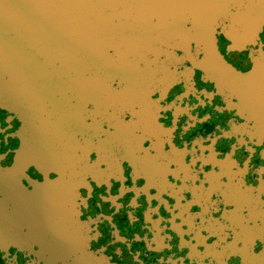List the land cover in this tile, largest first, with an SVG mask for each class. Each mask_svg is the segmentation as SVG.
I'll return each mask as SVG.
<instances>
[{"label": "flooded vegetation", "instance_id": "obj_1", "mask_svg": "<svg viewBox=\"0 0 264 264\" xmlns=\"http://www.w3.org/2000/svg\"><path fill=\"white\" fill-rule=\"evenodd\" d=\"M216 45L237 74L228 89L185 62L170 86L104 87L73 129L79 220L106 264H264V135L252 110L257 97L264 106V76L246 79L251 52ZM253 49L264 51V24ZM17 127L0 109L1 167ZM42 249L0 246V264H60Z\"/></svg>", "mask_w": 264, "mask_h": 264}, {"label": "water", "instance_id": "obj_2", "mask_svg": "<svg viewBox=\"0 0 264 264\" xmlns=\"http://www.w3.org/2000/svg\"><path fill=\"white\" fill-rule=\"evenodd\" d=\"M263 24L264 0H0V109L18 122L12 163L0 166V246L35 241L60 264H106L90 252L76 204L82 155L74 163L70 144L84 112L113 84L170 86L185 62L228 89L237 74L217 36L226 52H251L246 79L260 80Z\"/></svg>", "mask_w": 264, "mask_h": 264}, {"label": "bare ground", "instance_id": "obj_3", "mask_svg": "<svg viewBox=\"0 0 264 264\" xmlns=\"http://www.w3.org/2000/svg\"><path fill=\"white\" fill-rule=\"evenodd\" d=\"M135 82H125L126 88H130Z\"/></svg>", "mask_w": 264, "mask_h": 264}]
</instances>
